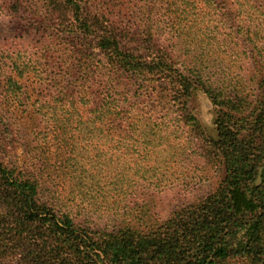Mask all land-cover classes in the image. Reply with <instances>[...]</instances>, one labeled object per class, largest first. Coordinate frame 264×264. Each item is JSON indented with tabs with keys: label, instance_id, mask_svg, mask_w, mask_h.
Returning <instances> with one entry per match:
<instances>
[{
	"label": "trees",
	"instance_id": "1",
	"mask_svg": "<svg viewBox=\"0 0 264 264\" xmlns=\"http://www.w3.org/2000/svg\"><path fill=\"white\" fill-rule=\"evenodd\" d=\"M3 13L48 41L0 46V264H264V3L0 0ZM43 71L48 92L26 102L23 76ZM206 168L208 191L155 211Z\"/></svg>",
	"mask_w": 264,
	"mask_h": 264
},
{
	"label": "rangeland",
	"instance_id": "2",
	"mask_svg": "<svg viewBox=\"0 0 264 264\" xmlns=\"http://www.w3.org/2000/svg\"><path fill=\"white\" fill-rule=\"evenodd\" d=\"M256 1L258 3H264V0ZM44 30L49 29L45 28ZM20 32L21 31H18L16 29V26L14 25V22L11 21L10 17L5 15L4 13L3 15H0V46L12 49L14 48L15 44L20 46L28 45L30 52L33 53V51L38 52L41 50V44H47L48 39L46 38V35L43 34V32L41 31L39 32V30L35 31L34 29H32L30 33H23L22 36H19ZM62 44L63 42L54 41V43L51 45L55 46L54 48H56V46ZM35 46L38 49H36ZM53 53L55 56L57 55L55 53V50H53ZM59 61L60 60H56L53 58L49 60V66L51 68L50 70H52L53 73L56 72V65L59 66V64H62V62ZM47 73V71H43L41 72L40 76H35L33 73H27L23 76L25 77L23 79V83L25 85L24 89L30 96V100H27L26 102L32 103L37 94H44L46 91L48 92L47 83L44 82V78L46 77ZM50 91H52V87ZM6 102L7 104L10 103L11 106L17 104L16 100L11 99H8ZM36 103L37 102H34V104ZM195 106L200 119L202 120V122H204V125L210 129L212 126V109L210 105L206 102L203 95L198 94L196 96ZM22 108L23 107L21 106L19 110H21ZM5 115V113L1 114V118L5 119ZM18 120H28L27 116L25 115V111H22V113H18ZM52 151L53 149L50 148L49 153H52ZM196 174L199 175L200 172L196 171ZM200 176V178L199 176H196L195 179L186 180L185 182L180 184L175 183L172 188H168L162 193H160L157 198H154L153 201V203H155V211L161 213V215H165L168 209L172 208L174 205L179 204L183 201L191 200L195 196L204 194L215 184L218 175L211 169L206 168L203 172H201Z\"/></svg>",
	"mask_w": 264,
	"mask_h": 264
}]
</instances>
